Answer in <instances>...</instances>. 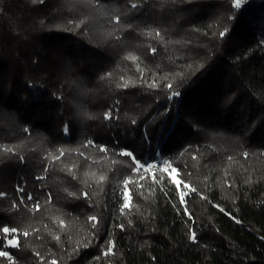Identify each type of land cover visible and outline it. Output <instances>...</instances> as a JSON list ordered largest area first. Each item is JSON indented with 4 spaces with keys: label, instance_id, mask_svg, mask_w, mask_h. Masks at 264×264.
<instances>
[{
    "label": "trees",
    "instance_id": "16d2710c",
    "mask_svg": "<svg viewBox=\"0 0 264 264\" xmlns=\"http://www.w3.org/2000/svg\"><path fill=\"white\" fill-rule=\"evenodd\" d=\"M235 1L0 0V264H264V0ZM157 150L183 205L120 155Z\"/></svg>",
    "mask_w": 264,
    "mask_h": 264
},
{
    "label": "snow or ice",
    "instance_id": "6c2138e0",
    "mask_svg": "<svg viewBox=\"0 0 264 264\" xmlns=\"http://www.w3.org/2000/svg\"><path fill=\"white\" fill-rule=\"evenodd\" d=\"M234 6L237 7V8L240 7L239 0H237V2L234 4ZM114 19H115L116 23L118 24V23H119V17H115ZM76 26L78 27L79 25H76ZM227 31H228L227 29H224V31L219 32V35H220L221 37H223V36L226 34ZM148 35H152V33H148ZM156 35L159 36L160 34H159V33H156ZM152 51L155 52V49H152ZM127 59H130V60L135 61V60L137 59V57H135V56H133V55H129V56L127 57ZM124 86H127V85L125 84ZM167 86H168L170 89L173 87L171 84H169V85H167ZM176 95H178V93H177L176 91H172V97H175ZM109 118H110V114H109V113H106V114H105V119H109ZM133 123H135V120H133ZM66 130H67V129H66ZM26 131H27V129H26ZM91 143H92V142L89 141V144H91ZM99 150H100L101 152L106 151V149H104V148H100ZM5 151H7V152H11L12 149L8 148V149H5ZM60 155H63V151L60 152ZM120 155L125 156V157H132V158H133L132 162L134 163V169H133L134 171H135V170H139V169H141V168L144 167V166H143L138 160H136V158L133 156V153H132V152H130V151H122V152L120 153ZM245 155H247V154H245ZM57 159H58V157H57ZM164 163L167 164L168 162L165 161ZM153 167H155V166L149 164V165H147V167H146L144 170L147 171V169H151V168H153ZM69 171H71V170L69 169ZM164 171H166V169H164ZM172 171L175 172L176 169L173 168ZM100 179L103 180L104 177L101 176ZM160 179H163V177L161 176ZM127 183H128V181H125V184H127ZM171 183H172V184H175V185H177V187H179V184L181 183V181H178V180H176V179L173 178V179L171 180ZM184 188H188V185H187V184H184ZM192 190L195 191V189H192ZM21 191H22V189H21ZM69 195H74V193L69 192ZM82 195L85 196V197H87V196H88V193L85 192V193H82ZM186 195H187V193H185V192H183V191H181V192L179 193V199H180V203H181L182 205L185 203V196H186ZM29 199H31V197H29ZM123 201H124V202H123V205H122V207H121V211H123L124 208H127V207L129 206L130 197H129V192H128L127 189L123 192ZM89 219H90V220H93V221H96L97 218L93 216V217H90ZM93 227H96V224H93ZM2 231H3L5 234H8V233H10V232H11V233H15V232L17 231V229H16V228H8V227H5V228L2 229ZM23 234H24L25 236H28V235H29V233H28L27 231H25ZM190 239H192V240H195V239H196V236H195L194 233L190 236ZM7 243H8L10 246H12V247H17V246H18V243H17L14 239H9ZM108 244H109L108 252H111V250H112V248H111V241H109ZM85 246H87V245H85ZM108 252H106L105 254H108ZM8 255H9L8 252H6V251H0V257H8ZM9 258H10V257H9Z\"/></svg>",
    "mask_w": 264,
    "mask_h": 264
},
{
    "label": "rangeland",
    "instance_id": "374dc122",
    "mask_svg": "<svg viewBox=\"0 0 264 264\" xmlns=\"http://www.w3.org/2000/svg\"><path fill=\"white\" fill-rule=\"evenodd\" d=\"M237 2V0L235 1V3ZM239 3H240V6H241V0H239ZM165 161H167L168 163L167 164H165L164 162ZM144 167L143 168H146L147 167V165H149V164H151V165H154L155 167H153V168H151L150 170H153V169H155V168H159V169H162V170H164V169H166V171H167V173H168V175L173 179H176V180H178L179 181V179L177 178V171H172V169L173 168H175V167H173L171 164H170V162H169V160L168 159H164V158H162V156L160 155V153H159V151L157 150L156 151V154H155V156H154V158H152V159H150V160H148L146 163H141ZM178 189H179V192H181V191H183V192H185L186 193V188H184V185H181V184H179V187H177ZM127 188L126 187H124L123 189H122V191H121V199H122V205H123V192L126 190ZM130 197V196H129ZM10 239H14L16 242H17V239L14 237V238H10ZM8 240L9 239H7V241H6V244H7V246H10L7 242H8Z\"/></svg>",
    "mask_w": 264,
    "mask_h": 264
}]
</instances>
